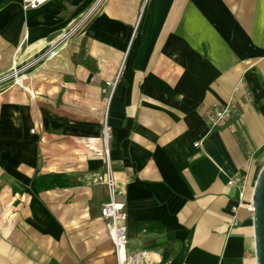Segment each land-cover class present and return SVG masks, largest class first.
<instances>
[{"label": "crops", "instance_id": "crops-1", "mask_svg": "<svg viewBox=\"0 0 264 264\" xmlns=\"http://www.w3.org/2000/svg\"><path fill=\"white\" fill-rule=\"evenodd\" d=\"M100 1L0 91V264L115 263L93 183L104 121L128 254L255 264L252 214L227 182L242 176L250 197L264 164V0H0V73ZM229 102L236 114L210 129L205 111Z\"/></svg>", "mask_w": 264, "mask_h": 264}, {"label": "built area", "instance_id": "built-area-1", "mask_svg": "<svg viewBox=\"0 0 264 264\" xmlns=\"http://www.w3.org/2000/svg\"><path fill=\"white\" fill-rule=\"evenodd\" d=\"M45 1L46 0H23V8L35 9ZM97 4L95 6H97ZM95 6L92 7L83 16L84 17L83 21L94 10ZM81 23L79 24V26L81 25ZM78 27L77 26L70 27L68 31L63 33L58 40L52 43L50 47L45 49L36 59H41L43 57H50L55 55L59 46L63 44L74 32V30ZM19 70H21V68H16L14 66L11 72L2 75L0 77V82L15 77L16 82L19 83V81L17 80L18 79L17 75ZM236 111L237 110L235 105L229 102L224 106L208 109L204 113V118L207 124L209 125L210 129H212L218 126L222 121L232 118L234 114H236ZM109 132H110V128L105 122L102 127L103 143H104L103 156L105 158V168L102 172L97 173L94 176L93 181L96 184L103 185L107 191L108 199L102 203L100 208V214L108 225L110 237L114 248V256L116 259L114 264H146L144 251L137 250L131 254L127 253V244H128L127 227H126L127 213L124 204L116 199V195L118 193V187H117V179L111 167V163L109 159V150L107 144ZM200 145H201V141H197L194 143V146H200ZM227 183L228 185L237 184L239 186L237 206L244 207L249 213L252 214L253 212L252 198L251 196L247 197L246 195L245 179L242 176L234 175L233 177L229 178ZM81 264H93V263L84 262Z\"/></svg>", "mask_w": 264, "mask_h": 264}, {"label": "water", "instance_id": "water-1", "mask_svg": "<svg viewBox=\"0 0 264 264\" xmlns=\"http://www.w3.org/2000/svg\"><path fill=\"white\" fill-rule=\"evenodd\" d=\"M255 264H264V164L252 190Z\"/></svg>", "mask_w": 264, "mask_h": 264}, {"label": "rangeland", "instance_id": "rangeland-1", "mask_svg": "<svg viewBox=\"0 0 264 264\" xmlns=\"http://www.w3.org/2000/svg\"><path fill=\"white\" fill-rule=\"evenodd\" d=\"M101 5L102 4H101V1H100L97 4V6H95L94 10L85 18V20L81 23V25L74 30V32L70 35V37L68 39H71L72 37L78 35L85 28V26L88 24V22L93 17V15L96 12H98V10L101 7ZM41 53H39V55ZM38 56H36L34 58H31V59H29L28 61H25V62L16 63L15 67L16 68H21V70H19L18 75H17V78H18L17 80L19 81L20 84L16 82L15 77H12V78H10V79H8L6 81L0 82V91H2L3 89H5L6 87L11 86V85H20V86H22L23 82L28 78L29 72L31 70H33L37 65H39L40 63L45 61V59L48 58V57H43L41 59H36ZM13 67H14V65L12 63V65H11V67H10V69L8 71L0 73V77L2 75H5V74L11 72ZM110 87H111V85H110ZM105 122L106 121L103 122V125H104ZM103 125H102V127H103ZM102 139H103V134H102ZM93 183H94V181H93Z\"/></svg>", "mask_w": 264, "mask_h": 264}]
</instances>
